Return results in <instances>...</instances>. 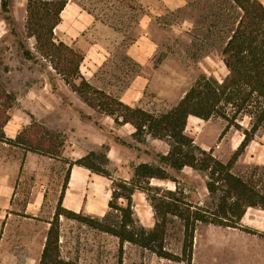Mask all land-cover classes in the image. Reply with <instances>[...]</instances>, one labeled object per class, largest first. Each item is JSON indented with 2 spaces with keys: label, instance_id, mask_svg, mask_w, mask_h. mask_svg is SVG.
<instances>
[{
  "label": "rangeland",
  "instance_id": "rangeland-1",
  "mask_svg": "<svg viewBox=\"0 0 264 264\" xmlns=\"http://www.w3.org/2000/svg\"><path fill=\"white\" fill-rule=\"evenodd\" d=\"M77 1L118 32L113 34L115 36L105 37L109 55L98 66L95 77L91 78L93 85L133 107L164 113L176 106L202 75L214 76L222 81L229 73L222 49L240 14L230 0H175L176 6H170L164 0ZM261 1L264 3V0ZM26 3L27 0H12L11 11L16 19L13 32L3 18L0 0V80L17 96L8 129H22L37 121L64 137L65 147L61 157L49 160V156L44 155L47 157L45 168L54 175L58 174L59 180L56 177L48 181L55 184L62 185L69 167L67 161H74L91 151L106 154L109 159L106 167L111 177L89 172L93 180L85 185L86 189L82 188V191L95 195L93 203L101 206L102 202L108 203L111 198L113 180L132 182L135 167L142 162L156 164L158 154L168 152L169 143L150 135L138 139L133 135L131 124L116 122L112 116L84 102L55 72L50 62L37 52L35 38L27 36ZM142 35L148 36L147 42L152 46L149 53L143 51L146 55L143 63H139L127 50L133 40ZM19 41H23L35 54V59L24 57ZM85 41L82 43L84 47L92 42ZM83 50L79 49L82 53ZM82 69L87 71L84 66ZM228 123L229 120L219 115L207 120L190 116L186 131L195 136L198 146L212 151L217 158L226 162L244 137L236 125L226 128ZM235 123L249 128L251 117L240 114ZM233 171L264 190V126L239 156ZM172 175L178 181L176 196L182 195L186 201L215 209L218 195H209L204 173L185 167L182 172H173ZM143 185L147 184L143 182ZM150 185L165 190L176 189L174 181L151 179ZM151 195L138 189L132 202L135 218L147 229L152 228L156 221ZM119 202L125 203V200L121 198ZM108 211L118 216L116 211L110 208ZM203 234L202 230V237ZM183 239L182 221L171 216L165 235L166 248L181 255ZM83 243L78 244V251L82 247L86 250L90 242ZM104 244L108 245L107 256L101 264H119L120 246L115 236L110 235L109 241ZM128 245L135 247L129 242ZM99 246L97 250H100ZM136 246L139 247L135 248L136 252L131 249L128 253L129 264H183ZM124 253L123 249V264ZM199 255L197 251L196 260ZM83 259L84 263L91 261L88 251H85Z\"/></svg>",
  "mask_w": 264,
  "mask_h": 264
},
{
  "label": "trees",
  "instance_id": "trees-1",
  "mask_svg": "<svg viewBox=\"0 0 264 264\" xmlns=\"http://www.w3.org/2000/svg\"><path fill=\"white\" fill-rule=\"evenodd\" d=\"M69 0H27L26 32L35 38L37 52L48 60L55 72L62 76L84 102L99 112L112 116L116 122L131 124L133 135L141 139L146 135L164 139L169 143L167 153L158 154L157 163L142 162L135 167L134 180H113L110 210L103 217L76 212L63 206V198L69 186L71 169L81 166L98 175L111 177L106 167L108 157L96 151L67 161L69 164L56 206L55 215L47 235L39 264H79L62 257L60 247V217L77 220L97 230L109 233L120 242L119 264H123V245L129 242L154 252L157 256L193 264L195 230L198 223H213L241 228L251 234L264 237L260 232L241 223L248 207L264 209V190L252 181L233 171L234 164L264 126V3L261 0H230L240 11L235 28L231 29L223 49L229 69L222 81L214 76L202 75L187 90L176 106L164 113H154L142 107H133L120 98L94 86L82 73L84 54L55 34L62 20V12ZM12 0H1L4 19L14 31L16 19L11 11ZM23 55L35 59V54L19 41ZM17 101L0 80V142L19 146L51 158L61 157L65 147L64 137L37 121L24 126L16 135H6V125L11 120V109ZM232 112V113H230ZM251 117V126L245 128L236 122L240 114ZM219 115L229 120L226 128L234 124L244 137L232 157L224 162L195 143V136L186 131L190 116L207 120ZM124 144H129L123 141ZM185 167H192L207 176L209 195H218L215 209L176 196L178 181L172 175ZM151 179L174 181L175 191L150 185ZM147 185H143V182ZM151 193L156 221L147 229L138 223L133 210L136 190ZM163 191V192H162ZM123 198L125 203L119 202ZM183 223L182 254L177 255L165 246V235L170 217Z\"/></svg>",
  "mask_w": 264,
  "mask_h": 264
},
{
  "label": "crops",
  "instance_id": "crops-1",
  "mask_svg": "<svg viewBox=\"0 0 264 264\" xmlns=\"http://www.w3.org/2000/svg\"><path fill=\"white\" fill-rule=\"evenodd\" d=\"M164 1L176 6L175 0ZM117 33L114 27L97 19L93 11L77 0L68 1L62 20L55 28L60 40L78 50L84 49L81 68L84 66L87 71L82 69V73L92 84L91 78L95 77L98 66L109 55L105 37ZM85 40L92 42L84 47L82 43ZM147 40V35L139 36L128 47V54L139 63L144 61L146 54L143 51L150 52L152 45ZM10 121L5 128L6 135L14 139L21 127L10 131ZM45 158L19 146L0 142V264L40 263L62 188L60 183L48 182L58 179V174L54 175L45 168ZM48 159L52 160L51 157ZM89 172L84 167L73 166L62 203L76 212L103 217L108 212V203L102 202L101 206L93 203L95 195L82 191L93 180ZM241 223L263 232L264 209L248 207ZM60 224L63 258L79 264H101L105 261L108 245L104 243L109 241L111 234L64 216L60 217ZM115 238L120 246L119 238ZM80 242L90 243L86 250L82 247L78 251ZM132 245L134 249L128 242L123 245L124 264H129V251L136 252L135 248H139ZM98 246L100 250H97ZM85 251L90 253L89 263H84ZM197 251L200 255L196 260ZM193 264H264V237L241 228L200 222L194 242Z\"/></svg>",
  "mask_w": 264,
  "mask_h": 264
}]
</instances>
